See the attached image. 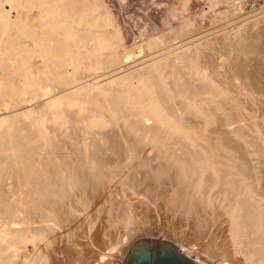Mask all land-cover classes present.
Instances as JSON below:
<instances>
[{"label": "bare ground", "instance_id": "1", "mask_svg": "<svg viewBox=\"0 0 264 264\" xmlns=\"http://www.w3.org/2000/svg\"><path fill=\"white\" fill-rule=\"evenodd\" d=\"M112 11L108 0H0V264H71V239L102 215L134 242L150 218L137 213L157 200L199 232L224 220L232 257L264 264L263 13L178 47L163 33L127 50ZM138 49L160 55L133 61ZM90 208L97 219L83 225ZM132 260L194 264L147 249Z\"/></svg>", "mask_w": 264, "mask_h": 264}, {"label": "rangeland", "instance_id": "2", "mask_svg": "<svg viewBox=\"0 0 264 264\" xmlns=\"http://www.w3.org/2000/svg\"><path fill=\"white\" fill-rule=\"evenodd\" d=\"M181 1L182 0H108V4H109L110 8H111V10H113L112 11L113 17L115 16L114 19L116 18V20H114L115 24H116V26L118 25L120 27V28L118 27V30L119 29L121 30L120 33L122 34L124 47L126 45L125 48L127 50H130V49L132 50L133 48H135L137 45L140 44V41L142 39L158 37V36H160V34H163V33L166 35L165 36L166 40L169 39V41H166L169 43V44L167 43L168 45L173 44L172 45L173 47L174 46L178 47L180 45L187 44V42L188 43H190L191 41L193 42L196 39L201 40V39H205L207 37H210L211 35H216V34H218L217 32H219V34H222L221 32H223V30H224V32L225 31L227 32V30L229 31V30H233V29H237V28H243L244 26L247 25V23L249 24L251 22V19L258 17L259 15H260L259 17H261L262 13L264 15V0H261V1L249 0L248 2H246L245 0H191V6L192 5L193 6L191 7L190 13L188 14V16L186 15L187 16L186 17V16H183L184 14L182 15L181 12H180L181 13L180 14L177 10L180 7ZM234 8H236V9H234ZM229 11H231V12H229ZM214 12H216V13H214ZM186 21L190 22L192 26L184 28L183 25H184V23H187ZM248 21H250V22H248ZM175 31H176V33H175ZM151 35H153V37ZM155 35H157V36H155ZM168 35L170 36V38ZM128 47H130V48L128 49ZM154 52L152 55L151 51L148 52L147 49L146 50L144 49V50L138 51V53L140 54L139 55V54H137V50H135L134 54L136 53L137 55L136 54L135 55L137 57L133 61L137 60L139 62L140 61L144 62V60L145 61L150 60V57H152L154 55H158V54L160 55V52L158 50H155ZM142 53H144V54H142ZM154 202H153V205L150 206V209L147 210L148 212L139 211L137 213L139 215L140 213L144 212L143 214H148L147 216H148V218L149 217L150 218L147 219V217H145L146 218L145 220H147L148 222L147 221L144 222L145 221V220H143L144 218L140 217L141 214L139 215L140 220H142V221H139L138 226H136V227L140 228V230H142V231L139 230L140 232H138V230H137L136 232H137V234L138 233L140 234L141 238H139L140 237L139 236L138 239L135 240L134 242H132L133 240H130V239L128 241H126V239L129 238V235L128 236L123 235L125 233L124 230H123L124 231L123 234H121L122 233L121 228H120L121 230L119 228L108 229L109 226L106 227V225H108V223L106 222L107 224H104L105 223L104 218L106 217V215H102V216L98 217V219L100 218L99 221L97 218H95V219H97V221H95L94 217L92 218V215L95 213L94 216H96V212H94V210H92V208H90L89 211H87L86 213H84L82 215L83 218L81 216L78 220L81 221V223H82L87 218L86 214L88 213L87 216L90 215L91 218L89 216V219H87V220L93 219V222L95 221L94 228H92L94 230L93 231L91 229L89 230V228H88L89 226H86V225L91 224L92 220H90L91 222L89 221L90 223L87 222V220H86V221H84V223H82L84 225L87 222L84 225L85 228L80 229V231L82 230L83 234L80 232L81 235H78V236L76 235V237H74L75 238L74 240L72 238L71 239L72 241H70V243L72 245L69 244V246H67V249L64 251V253H63V250L66 248L65 245H68V244H65L67 242L66 240H65L66 242L61 240V239H60L61 241L57 240L58 242L56 241L57 242L56 246L53 245V246H55L54 249H56V251H59L58 250V249H60L59 247L63 244L61 246V249H63V250L60 251V253L58 252L57 254L63 253L66 256L67 255L66 253H68L67 256H69V257L71 256V259H70L71 264H74V263L80 264L81 262H82V264H93V262L96 263L97 260L100 258L101 253L103 255H106V258L104 260H101L102 262H100V264H109V263L110 264H112V263L113 264H133L132 259L134 258V255H137L140 252H144L146 249L151 251L153 254H156V255H160L161 253L164 254L166 252L181 253L184 258H187L188 260H190L194 264H244L245 263V262H243L245 260L243 258H241V256H238V257L233 256L232 257V252L229 251L230 248L227 246L228 243L226 240L227 235L226 236L224 235V233H226L224 231H227V230H224V229H226V228H224L226 226L223 225V222H225L224 220L223 221L220 220V221H222L221 225L224 226V227L223 226L221 227L218 217H217L218 219L213 218L214 220H218V223L216 221H214L212 218L209 219L211 221H214V223L213 222L211 223L208 221L209 222L208 224L210 226L206 224L205 225L206 227L204 226V228H202L205 230V233L203 234L202 232H204V230L203 231L201 230L199 232L195 229V227H194L195 225L192 224L194 221L191 222L190 220H187V222H186L185 219L182 220L180 217H175L177 220L175 218H173L175 220L174 221L171 218L172 217L171 214L168 213V215H166L167 212L162 207V203L160 201L157 200L155 203ZM155 204H157V205H155ZM152 207H155V208H152ZM157 207H158V209L161 208V209H159L160 211L157 209ZM165 212H166V214H164ZM156 214H159V215H157L158 219L156 217ZM169 215H171V216H169ZM144 216H146V215H144ZM168 216L171 219L168 218ZM102 217H103V219H102ZM152 218H153V220H152ZM169 221H170V223H169ZM96 222H98V223H96ZM100 223L101 224L103 223L102 227H100V225H101ZM156 223H159V225L158 224L156 225ZM210 223L212 225L214 224V226H212ZM144 224H145V226H142ZM151 224H152V226H151ZM167 224H169V225H167ZM224 224H226V223H224ZM104 225L106 228L104 227ZM170 225H171V228H170ZM80 227H82V226H80ZM92 227H93V224H92ZM95 227H96V229H95ZM151 227H152V229H151ZM181 227H184L185 230ZM186 227H188V229ZM147 228H150L151 232L150 231L148 232L149 229H147ZM153 228H155V229H153ZM206 228H207V231H206ZM211 228L213 230H211ZM221 228H224V229H221ZM98 229L99 230L103 229V232H102V230L99 231ZM106 229H107V231L110 232V233L107 232V234L109 236L107 238L112 239V241H110L106 238L108 240L107 241L104 239V236H102L104 233V230L106 231ZM217 229H219V231L222 230V232L221 231L218 232ZM88 230H89V232H91V236H95L93 242H90V243L88 242L89 244H87V241H88L87 239L85 241V237H87V235L89 234ZM118 230H120V232H121L120 233L122 235L121 238L126 237L124 244H121L122 242L121 243L119 242V244H118L119 239H121ZM189 230H190V232H189ZM183 231H186V233ZM208 231H210V233ZM84 232H85L86 236H85ZM87 232H88V234H87ZM142 232H144V233L148 232L147 233L148 235H146V233H145V235H146L145 236L144 233H142ZM197 232L200 233V235ZM93 233H95V234L93 235ZM190 233H192V234L190 235ZM215 233H217V236L215 235ZM221 234L224 236H221ZM83 235H84V239H83ZM197 235H199V237ZM89 236H90V234H89ZM79 237L81 238V240L83 239L85 245H84V243H83V245L80 243L83 241H81ZM116 237L117 238L119 237V239H115ZM206 237H209V238H207L208 239L207 241H204V240H206ZM101 238L104 240L105 243L103 242V240ZM189 238H191V240ZM223 239H224V241H223ZM99 241H100V243H99ZM121 241H122V239H121ZM215 241H218V243L217 242L215 243ZM61 242H62V244H61ZM222 242L224 243L223 245H225V246H222V244H221ZM58 243H60V245ZM73 243H76V244L78 243L77 246L78 247L82 246V249H84L82 251L85 253L83 254V252L81 251L82 252L81 258H77L79 256L77 250L73 249V247H71L73 245L75 246V244H73ZM91 243L93 244L92 247L90 245ZM110 243H112V244H110ZM87 245H89V246H87ZM94 245H96V247H98V248H96ZM113 245H114V248H113L114 251H109L112 254L109 255L108 252H106V251H105L106 254H104V250L110 249V248H108L109 246L112 248ZM203 245H205V247ZM63 246H65V247L63 248ZM86 246H87V248H86ZM69 247H71L72 250H75L76 252L72 251V253H71V248L69 250ZM105 247H107V249ZM116 247H118V248H116ZM209 247H210V249H209ZM227 247L229 249H227ZM142 249H143V251H142ZM90 251L92 254L90 253ZM123 251H125V252H123ZM73 252L75 254H73ZM76 254H77V256H74ZM82 255H83V257H82ZM86 255L88 256V258ZM97 255H99V256H97ZM85 257L87 259H85ZM108 257H109V259H108ZM76 258L78 260H76ZM88 259H89V261H87ZM72 260H74V261H72ZM110 260H111V262H110ZM78 261H79V263H78ZM90 261H91V263H90ZM68 263H70V261H68ZM97 263H99V262H97Z\"/></svg>", "mask_w": 264, "mask_h": 264}, {"label": "water", "instance_id": "3", "mask_svg": "<svg viewBox=\"0 0 264 264\" xmlns=\"http://www.w3.org/2000/svg\"><path fill=\"white\" fill-rule=\"evenodd\" d=\"M165 261V260H164ZM152 264H154V263H152ZM156 264H181L180 262H174V261H172V260H170V261H167L166 263H164V262H162V260H160L158 263H156Z\"/></svg>", "mask_w": 264, "mask_h": 264}, {"label": "built area", "instance_id": "4", "mask_svg": "<svg viewBox=\"0 0 264 264\" xmlns=\"http://www.w3.org/2000/svg\"><path fill=\"white\" fill-rule=\"evenodd\" d=\"M246 2H248L249 0H245Z\"/></svg>", "mask_w": 264, "mask_h": 264}]
</instances>
